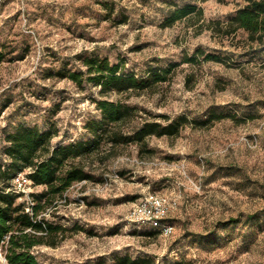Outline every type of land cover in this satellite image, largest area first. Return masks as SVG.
Returning <instances> with one entry per match:
<instances>
[{"label":"rangeland","instance_id":"1","mask_svg":"<svg viewBox=\"0 0 264 264\" xmlns=\"http://www.w3.org/2000/svg\"><path fill=\"white\" fill-rule=\"evenodd\" d=\"M191 1L201 18L162 26L174 5ZM243 4L0 0L1 165L4 133L20 124L54 127L53 144L89 139L85 124L101 117V99L138 107L125 132L142 119L163 121L158 115L190 121L177 136L149 137L142 153L134 143L105 145L82 158L94 178L74 183L38 217L58 229L49 239L55 246L32 248L40 264H115L126 256L147 264H264V45L251 44L243 30L224 36L210 23L228 22ZM201 51L220 61L204 60ZM89 56L138 76L175 67L168 80L140 94L101 96L99 87L58 74L85 71ZM44 189L33 184L18 201L31 205L29 195ZM150 193L181 196L169 214L170 237L130 220ZM231 219L238 222L225 226Z\"/></svg>","mask_w":264,"mask_h":264},{"label":"trees","instance_id":"2","mask_svg":"<svg viewBox=\"0 0 264 264\" xmlns=\"http://www.w3.org/2000/svg\"><path fill=\"white\" fill-rule=\"evenodd\" d=\"M226 1L228 0H219ZM243 2L228 22L210 23L215 25L214 30L224 36L243 30L251 44L264 45V0ZM202 16L203 10L196 1L174 5L162 26L170 27L179 21ZM201 54L204 60L220 61L217 55L205 54L203 51ZM193 60V57H189L186 62ZM83 65L86 67L85 71L64 68L58 74L79 85L87 82L99 87L101 96L110 93L140 94L153 88L155 84L168 80L175 67L159 66L143 76H138L134 72L123 71L120 63H110L107 58L98 56L83 58ZM96 104L101 117L85 124V129L91 136L86 140L53 144L56 131L52 126L43 130L38 126L20 124L14 131L4 133L7 143L4 153L7 159L5 164H0V247H6L5 258L9 264H40L33 255L32 248L57 244L56 241L49 240L58 233L57 227L38 217L74 183L94 178L82 163V158L94 155L105 145L116 149L134 143L138 146L139 153H142L148 150L149 137L177 136L190 123L186 116L170 118L167 115H158L163 121L157 118L142 119L130 131L125 132L123 127L139 118L137 106L109 99H101ZM212 117H208L201 124H208ZM221 117L220 115L217 118ZM25 171H28L26 175L33 184L45 187L43 191L29 195L32 201L28 206L25 202L18 201L21 194L12 191L10 186L13 179ZM237 222V219H231L225 226ZM147 263L145 259H132L128 256L115 261V264Z\"/></svg>","mask_w":264,"mask_h":264},{"label":"built area","instance_id":"3","mask_svg":"<svg viewBox=\"0 0 264 264\" xmlns=\"http://www.w3.org/2000/svg\"><path fill=\"white\" fill-rule=\"evenodd\" d=\"M18 192L27 194L28 187L33 185L26 174L20 173L13 179ZM180 195L169 198L165 195L147 194L136 203L130 213V220L137 226H147L156 230L163 237H170L175 232V224L169 221V214L179 208ZM1 248V247H0ZM5 264H9L0 254Z\"/></svg>","mask_w":264,"mask_h":264}]
</instances>
